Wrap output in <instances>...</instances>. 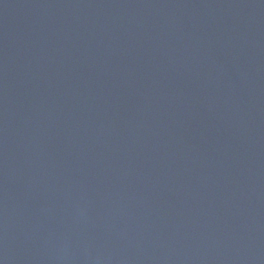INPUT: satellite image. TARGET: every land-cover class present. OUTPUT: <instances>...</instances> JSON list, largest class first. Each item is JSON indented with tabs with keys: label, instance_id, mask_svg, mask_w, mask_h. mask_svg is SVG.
I'll list each match as a JSON object with an SVG mask.
<instances>
[{
	"label": "water",
	"instance_id": "water-1",
	"mask_svg": "<svg viewBox=\"0 0 264 264\" xmlns=\"http://www.w3.org/2000/svg\"><path fill=\"white\" fill-rule=\"evenodd\" d=\"M0 264H264V0H0Z\"/></svg>",
	"mask_w": 264,
	"mask_h": 264
}]
</instances>
